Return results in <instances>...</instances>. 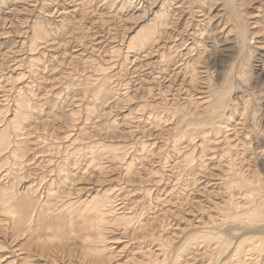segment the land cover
<instances>
[{
    "label": "rangeland",
    "instance_id": "obj_1",
    "mask_svg": "<svg viewBox=\"0 0 264 264\" xmlns=\"http://www.w3.org/2000/svg\"><path fill=\"white\" fill-rule=\"evenodd\" d=\"M236 226L264 240V0H0V264H264L199 236Z\"/></svg>",
    "mask_w": 264,
    "mask_h": 264
},
{
    "label": "bare ground",
    "instance_id": "obj_2",
    "mask_svg": "<svg viewBox=\"0 0 264 264\" xmlns=\"http://www.w3.org/2000/svg\"><path fill=\"white\" fill-rule=\"evenodd\" d=\"M249 199H247V202H252L253 201V198L250 197ZM259 205L260 204H257L256 206H259ZM91 206H92V204H91ZM101 207H103V205ZM237 208L239 209L240 207H239V205H235V203L228 206L227 211H225V215L222 217L223 218V222H222L223 224L221 223L222 226L224 224L227 225L229 223L228 219L235 220V218H237L239 215H247V213H250L251 211H253L251 208H250V210L235 211V210H238ZM93 213H95V215H96L94 217H97L96 221H92V222L90 221L91 225L93 226L92 228L94 229V227L98 228V227L101 226V223L99 222L98 219H99V217L102 216L103 211L100 208V206L96 205L94 210H93ZM86 215H89V210H88V213ZM239 229L242 230L243 228L240 227V226H236V227H233V228H230V229L226 228V227H224V228L221 227V228H217V232H215V231H205L203 234L200 232L201 234H199V236L202 237V238L207 237V239H211L213 241V245H214L213 249L216 251V253L218 255H220V257H223L225 254H227V256L229 258L234 260L236 255H240L243 251H248L250 253L253 252V251H258L259 253H261L264 256V240L262 241L263 237H261L260 239H257L256 235L255 236L252 235V234L250 235V231H247L249 228L245 229L244 231H240ZM238 230L240 232H242V233L239 234L240 236H237V234H236V232H239ZM97 233H98L97 236H99V234H101V232H99V231H97ZM84 242L87 243L86 247L90 248V246L94 247L95 244H97V243L99 244L101 241H99L95 237L89 236V237H85L84 238L83 243ZM259 243H261V244H259ZM95 259H96L97 262H99V264H103V262H104L103 258L102 259L101 258L100 259L95 258ZM225 260L226 259L224 257V259H222L221 263L224 264V262H226ZM239 261H240V258H239ZM93 262H95V260ZM228 262H229V260H228ZM237 263H238V261H237Z\"/></svg>",
    "mask_w": 264,
    "mask_h": 264
}]
</instances>
